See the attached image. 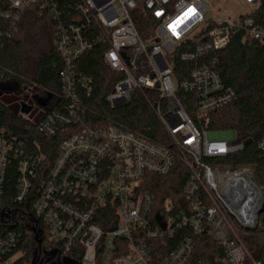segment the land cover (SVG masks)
<instances>
[{
  "label": "built area",
  "instance_id": "2783aa9c",
  "mask_svg": "<svg viewBox=\"0 0 264 264\" xmlns=\"http://www.w3.org/2000/svg\"><path fill=\"white\" fill-rule=\"evenodd\" d=\"M221 1L228 2L226 10L213 16L206 0H0L6 8L0 20L8 25L0 28V40L13 35L29 8L56 24L59 109L42 111L36 126L46 139L58 133L63 137L51 163L43 154L19 161L15 195L21 204L32 200L30 213L55 246L56 263L74 255L80 264H259L251 260L238 233L241 225H257L260 193L255 177L246 169L221 171V163H207L237 153L242 145H232L233 136L198 130L191 118H205L236 99L212 69L215 61L202 59L224 49L235 34L242 42L264 46L261 0ZM65 7L70 9L66 18ZM138 23L147 38L140 36ZM93 45L105 48L103 61L119 76L105 101L122 107L136 90L155 91L163 106L157 103L154 109L169 147L112 124L92 125L82 119L80 94L90 89L77 75L75 62ZM179 49L180 60L194 64L188 77L177 82L169 58ZM39 99L44 100L34 98L35 105ZM22 104L29 106L20 101L19 111ZM54 106L55 100L45 105ZM32 110L20 111V116L38 118H30ZM256 149L264 155V135ZM12 153L1 132L0 192ZM176 161L189 172L184 208L174 211L169 198L157 208L153 195L143 189L144 177L164 176ZM177 231L179 242L161 257L150 242L164 244ZM202 235L220 254L193 261L195 239ZM18 240L15 233L0 236V264H15Z\"/></svg>",
  "mask_w": 264,
  "mask_h": 264
},
{
  "label": "trees",
  "instance_id": "16d2710c",
  "mask_svg": "<svg viewBox=\"0 0 264 264\" xmlns=\"http://www.w3.org/2000/svg\"><path fill=\"white\" fill-rule=\"evenodd\" d=\"M68 8L65 7L62 17H67L70 12ZM4 9V4L0 2V11ZM259 12L264 13V0H261ZM0 28L8 29V25L0 20ZM137 28L142 38L148 37L141 23H138ZM55 32L56 24L51 19L40 15L37 8H29L21 15L13 35L0 40L2 96L14 91L18 94L17 89L22 87L32 88L36 93L50 92L55 106L41 110L48 113L59 109V101L55 97L60 91L61 58L54 45ZM89 38L92 39V36ZM104 50L102 46L93 45L75 62L77 75L86 80L90 89V93L80 94V103L85 110L82 119L92 125L112 124L139 134L152 144L169 147L170 138L155 113L157 103L163 106L155 91L136 90L130 101L122 107H112L105 101L119 76L106 67ZM181 51H175L169 58L177 82L188 77L194 64L193 61H181L178 57ZM207 59L215 61L212 69L220 76L222 83L235 92L236 99L205 118H191L198 130L209 133L231 132V144L242 145L237 153L217 161L208 159L207 163L212 165L218 162L230 170L248 169L264 189V155L256 149V142L264 135V46L256 42H242L240 35L235 34L224 49L210 54L202 62ZM6 88L12 91L5 93ZM41 116L32 121L25 120L18 115L16 106L7 107L0 102V133L11 142L13 149L1 184L0 236L15 233L19 237L13 253H20V257L15 264H32L39 255L42 257L45 252L55 250V246L47 240L44 225L30 213L32 200L22 204L15 200L19 161L43 154L47 155L51 163L57 153V144L63 137L58 133L54 138L46 139L39 134L36 123ZM188 177V170L176 161L164 176L146 174L143 189L153 195L157 208L169 198L174 211H178L184 208V188ZM34 231L41 242L40 248L34 240ZM238 233L251 260L264 264V213L259 217L256 230H239ZM179 240L180 232L177 231L166 243L151 241L150 245L164 257ZM213 253L219 255L220 251L208 236L202 235L195 239L193 261L209 259ZM73 256L70 255V258L80 264Z\"/></svg>",
  "mask_w": 264,
  "mask_h": 264
},
{
  "label": "rangeland",
  "instance_id": "374dc122",
  "mask_svg": "<svg viewBox=\"0 0 264 264\" xmlns=\"http://www.w3.org/2000/svg\"><path fill=\"white\" fill-rule=\"evenodd\" d=\"M206 2L208 3L210 9H211V13L213 14V16H218L220 15V13H223L227 7V4L228 2H220V0H206ZM224 3V4H223ZM225 9V10H224ZM232 11H230L231 13ZM233 13H234V10H233ZM19 91L18 94L14 92L8 94V95H3L1 98H0V102L2 104H5V106L9 107H14L16 106L18 108V115L20 116V111H19V106H18V103L20 101H23L24 103L28 104L29 106L33 107V110L31 112V115H30V118H32L34 115H41L42 114V110L41 108L37 107L34 103V98L36 97H39V98H42V99H46L48 103H50L51 101H53V94L50 93V92H45V93H34V91H28L25 87H22L21 89H17ZM211 136H217V137H221V138H226V137H231L233 136L231 132H217V133H211L210 134ZM210 166H217V164H210ZM219 169L221 171H225V170H228L230 171V169L228 168H224L222 165L219 166ZM243 170V169H241ZM247 171H249L250 173H252V171L246 169ZM254 176V175H253ZM257 182V181H256ZM259 226V218H258V221H257V228ZM256 228V229H257ZM48 240V239H47ZM19 254V257H20V253ZM18 257V258H19ZM98 264H101V263H98Z\"/></svg>",
  "mask_w": 264,
  "mask_h": 264
},
{
  "label": "water",
  "instance_id": "95a60500",
  "mask_svg": "<svg viewBox=\"0 0 264 264\" xmlns=\"http://www.w3.org/2000/svg\"><path fill=\"white\" fill-rule=\"evenodd\" d=\"M1 96H2V92L0 91V97ZM46 103H47L46 99L45 100L39 99V100H37L36 105L39 108H44ZM30 110H31V107L23 105V104L21 105V110H20L21 113L27 114V113H29ZM253 183L255 185L256 191L260 193V204H259L257 211H256V216H257V218H259L260 215H262L264 212V189L259 187V185L257 184V182L255 180H253ZM256 226L257 225L252 226L249 224L248 225L244 224V225H241V229L245 232H252V231L256 230V228H257ZM34 233H35L34 240L37 243L38 248H40L41 242L38 240V235L36 234V231H34ZM56 255H57V253L55 250L50 251V252L45 254V256H50V258H54ZM32 264H34V260L32 261ZM57 264H78V263L73 261V260H70V259H63L61 262H59Z\"/></svg>",
  "mask_w": 264,
  "mask_h": 264
},
{
  "label": "flooded vegetation",
  "instance_id": "af4514ba",
  "mask_svg": "<svg viewBox=\"0 0 264 264\" xmlns=\"http://www.w3.org/2000/svg\"><path fill=\"white\" fill-rule=\"evenodd\" d=\"M12 90L10 88H6L5 93L7 92H11ZM35 102H37V100H35ZM46 254V252H45ZM45 254H43L42 257H40V255L37 257L36 261H34V264H54L55 263V259L54 258H50V256H45Z\"/></svg>",
  "mask_w": 264,
  "mask_h": 264
},
{
  "label": "bare ground",
  "instance_id": "6f19581e",
  "mask_svg": "<svg viewBox=\"0 0 264 264\" xmlns=\"http://www.w3.org/2000/svg\"><path fill=\"white\" fill-rule=\"evenodd\" d=\"M247 189H248V187H246V188L243 189L245 191V193H244L245 194V197L247 196V194H249V190H247ZM249 215H251V209H250Z\"/></svg>",
  "mask_w": 264,
  "mask_h": 264
}]
</instances>
